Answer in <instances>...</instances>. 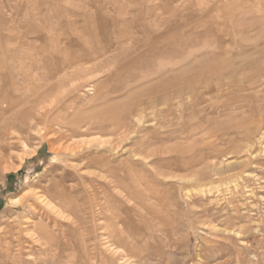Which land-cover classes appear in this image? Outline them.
Here are the masks:
<instances>
[{
    "label": "rangeland",
    "instance_id": "374dc122",
    "mask_svg": "<svg viewBox=\"0 0 264 264\" xmlns=\"http://www.w3.org/2000/svg\"><path fill=\"white\" fill-rule=\"evenodd\" d=\"M263 79L264 0H0V264H264Z\"/></svg>",
    "mask_w": 264,
    "mask_h": 264
},
{
    "label": "bare ground",
    "instance_id": "6f19581e",
    "mask_svg": "<svg viewBox=\"0 0 264 264\" xmlns=\"http://www.w3.org/2000/svg\"><path fill=\"white\" fill-rule=\"evenodd\" d=\"M252 74H253V73H252ZM252 74H251V75H252ZM255 75H256V74H255ZM262 76H263V75H262ZM245 77H246V76H245ZM245 77H244V78H245ZM242 78H243V77H242ZM252 78H255V77H252ZM252 78H251V79H252ZM246 79H247V78H246ZM263 80H264V79H263ZM246 81H247V80H246ZM258 81H259V80H258ZM261 81H262V80H261ZM233 82H234V81H233ZM244 82H245V81H244ZM248 82H249V81H248ZM256 83H257V82H256ZM237 84H238V83H237ZM241 85H242V84H241ZM249 85H250V83H249ZM249 85H248V87L251 86V85H250V86H249ZM255 85H257V84H255ZM252 86H253V85H252ZM224 87H226V86H224ZM254 87H255V86H254ZM241 88H243V87L241 86ZM258 88H259V87H258ZM225 89H226V88H225ZM235 89H238V88H235ZM248 89H250V88H248ZM226 90H228V89H226ZM226 90H223V91H226ZM233 90H234V89H233ZM239 92H240V91H239ZM242 92H243V91H242ZM245 92H246V91H245ZM240 93H241V92H240ZM224 94H225V93H224ZM235 94H236V93H235ZM237 94H238V93H237ZM42 95H43V94H42ZM35 100H36V99H35ZM32 101H33V100H32ZM34 102H35V101H34ZM230 107H231V106H230ZM43 118H44V117H43ZM30 121H31V120H30ZM29 123H30V122H29ZM25 124H26V123H25ZM251 245H252V244H251ZM252 246H253V245H252ZM263 246H264V245H263ZM260 247H261V246H260ZM241 257H242V256H241ZM236 262H237V261H236ZM238 262H239V261H238ZM124 263H125V262H124ZM241 263L244 264L243 262H241ZM256 264H257V263H256Z\"/></svg>",
    "mask_w": 264,
    "mask_h": 264
}]
</instances>
